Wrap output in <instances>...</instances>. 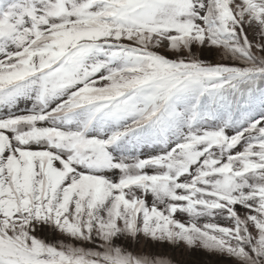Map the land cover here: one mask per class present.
<instances>
[{"label": "snow or ice", "instance_id": "1", "mask_svg": "<svg viewBox=\"0 0 264 264\" xmlns=\"http://www.w3.org/2000/svg\"><path fill=\"white\" fill-rule=\"evenodd\" d=\"M197 247L264 264V0H0V264Z\"/></svg>", "mask_w": 264, "mask_h": 264}, {"label": "rangeland", "instance_id": "2", "mask_svg": "<svg viewBox=\"0 0 264 264\" xmlns=\"http://www.w3.org/2000/svg\"><path fill=\"white\" fill-rule=\"evenodd\" d=\"M210 59L215 62L218 57L211 56ZM167 251L170 255H174L175 259L180 261L181 264H229L227 258H221L218 254L209 253L198 247L185 250L177 249L175 253L172 252L171 248ZM204 255H206V259L201 258Z\"/></svg>", "mask_w": 264, "mask_h": 264}, {"label": "bare ground", "instance_id": "3", "mask_svg": "<svg viewBox=\"0 0 264 264\" xmlns=\"http://www.w3.org/2000/svg\"><path fill=\"white\" fill-rule=\"evenodd\" d=\"M206 255H204V257H201V258H203V259H206V257H205Z\"/></svg>", "mask_w": 264, "mask_h": 264}]
</instances>
